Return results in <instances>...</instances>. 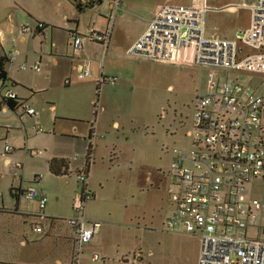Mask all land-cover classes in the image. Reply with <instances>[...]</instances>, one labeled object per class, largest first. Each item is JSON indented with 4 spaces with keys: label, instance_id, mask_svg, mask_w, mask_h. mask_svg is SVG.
Here are the masks:
<instances>
[{
    "label": "crops",
    "instance_id": "0c3cea01",
    "mask_svg": "<svg viewBox=\"0 0 264 264\" xmlns=\"http://www.w3.org/2000/svg\"><path fill=\"white\" fill-rule=\"evenodd\" d=\"M115 1L92 0L82 5L81 0H0V54L17 55L6 66L7 81L19 100L27 101L37 112L27 117L19 112L17 104L12 108L0 99V233L11 235L8 243L0 235V264H73V232L60 218L72 214L79 189L76 173L84 164L89 145L93 163L88 185L94 197L87 202L85 214L101 221L102 226L81 253L87 250L91 254V264H143L140 252H129L127 243H115L113 237L117 235L114 228L134 224L133 207L125 206L128 211L121 220L110 209L113 195L109 173L118 172L126 163L128 143L114 135L123 127L119 117L120 103L125 100V69L116 66L120 62L117 47L113 44L110 49L112 32L106 49L101 43L86 41L76 54L71 34L107 30ZM38 21L44 22L47 29L19 33L22 24L35 25ZM147 27L148 23L136 39ZM85 61H90V75L79 79L77 75ZM37 62L41 63L40 73L31 68ZM23 63L27 69L20 68ZM101 76L115 77L116 83H101ZM35 125L42 127L43 132L36 133ZM5 143L15 148L6 156L2 154ZM76 154L79 158L73 160ZM16 161L23 165L18 177L9 169V164ZM52 162L56 172L51 169ZM133 163L134 157L130 161V183H135L133 189L137 193L143 189V180L140 177L138 181ZM168 173L164 172L163 177L166 192ZM37 174L43 175L37 186L48 199L43 210L48 218L39 217L36 200L11 193L12 188L29 186ZM168 207L171 208L169 200ZM123 247L124 252L120 251ZM94 255L98 256L97 261H92ZM81 264L89 261L81 259Z\"/></svg>",
    "mask_w": 264,
    "mask_h": 264
},
{
    "label": "built area",
    "instance_id": "2783aa9c",
    "mask_svg": "<svg viewBox=\"0 0 264 264\" xmlns=\"http://www.w3.org/2000/svg\"><path fill=\"white\" fill-rule=\"evenodd\" d=\"M91 1L81 0V4ZM237 7L250 13L249 24L240 35L227 39L208 29L206 16L210 10ZM46 29L47 25L38 21L35 25L22 24L19 33ZM71 34L76 54L86 41L101 43L106 49L111 31L108 27L101 32L91 29L86 34ZM128 52L156 61L213 69L207 89L198 92L194 100L191 128L187 131L190 147L172 151L167 184L171 211L163 228L200 238L197 264H264V0L214 9L208 0L165 3L156 9L146 31ZM16 56L10 52L8 63ZM20 68L27 69V64ZM31 68L37 73L42 71L40 62ZM234 73L251 77H233ZM223 74L228 75L226 80H220ZM89 75L90 61H85L77 76L84 79ZM7 80L0 79V99L15 100L21 114L35 115V108L19 100ZM116 80L101 76L99 82L115 84ZM34 129L36 133L43 132L38 125ZM14 150L13 145L5 143L2 154L6 156ZM31 154L37 155L35 151ZM78 158V154L72 157ZM92 163L89 145L84 164L76 173L79 189L72 214L60 218L72 229L76 256L102 226L101 221L85 214L87 202L94 197L88 185ZM22 168L18 161L9 164L15 177ZM42 177L35 175L29 186L15 188V193L36 200L39 217L48 218L43 212L48 199L37 186ZM98 259L97 255L92 257V261Z\"/></svg>",
    "mask_w": 264,
    "mask_h": 264
},
{
    "label": "rangeland",
    "instance_id": "374dc122",
    "mask_svg": "<svg viewBox=\"0 0 264 264\" xmlns=\"http://www.w3.org/2000/svg\"><path fill=\"white\" fill-rule=\"evenodd\" d=\"M182 1L188 0H116L109 25L110 49L113 44L117 47L120 62L116 66L125 69L123 76L127 84L123 89L125 100L120 103L119 120L123 127L119 132L114 131V135L128 143L124 154L126 163L118 172L109 173V189L113 195L110 209L119 220L126 216L129 206L134 210V224L114 228L117 235L113 237L115 243H127L129 252H140L143 264H197L200 249L198 236L163 228V220L171 211L163 177L170 170L173 149L190 147L187 131L191 128L194 100L198 92L207 89L213 69L200 64L156 61L127 51L146 23L149 25L158 5ZM249 1L208 0V5L214 9L226 4L241 6ZM249 18L250 13L244 7L233 11L210 10L206 24L209 30L231 39L242 33ZM233 77L249 79L251 75L234 73ZM227 78L223 74L220 80ZM132 157L134 174L136 170L138 181L140 177L143 180V189L137 193L133 189L135 183L132 186L130 183ZM0 235L7 243L11 240L8 233ZM123 250L126 248L120 251ZM75 252L73 264H81V259L92 263L87 250L78 256ZM127 257L130 259L129 254Z\"/></svg>",
    "mask_w": 264,
    "mask_h": 264
},
{
    "label": "trees",
    "instance_id": "16d2710c",
    "mask_svg": "<svg viewBox=\"0 0 264 264\" xmlns=\"http://www.w3.org/2000/svg\"><path fill=\"white\" fill-rule=\"evenodd\" d=\"M78 7H80V5H78ZM9 62V58L6 55H1L0 54V79H6L7 77V70H6V66ZM8 102V104L12 107L15 108L17 101L15 100H5ZM51 169L53 170V172H56L55 168H54V162H52L51 164ZM11 193L13 196H18V194L15 193V188L11 189Z\"/></svg>",
    "mask_w": 264,
    "mask_h": 264
}]
</instances>
